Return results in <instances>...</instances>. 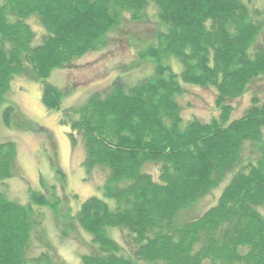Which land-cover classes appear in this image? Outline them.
Segmentation results:
<instances>
[{"label":"trees","instance_id":"16d2710c","mask_svg":"<svg viewBox=\"0 0 264 264\" xmlns=\"http://www.w3.org/2000/svg\"><path fill=\"white\" fill-rule=\"evenodd\" d=\"M256 1L0 0V121L11 126L15 80L42 84V104L62 113L72 146L83 147V169L104 177L101 195L74 211L34 190L19 204L6 189L18 176L17 145L0 142V264H65L46 247L45 206L63 239L90 236L80 264H264V97L250 92L264 79V8ZM126 23L149 28L127 39L137 54L130 72L149 74L117 76L63 109L69 90L49 83L52 73L112 50V34ZM182 83L213 92L210 122L183 120ZM248 93L250 106L234 119L233 102ZM210 197L214 205L193 216ZM113 229L125 232L129 252ZM35 240L46 248L36 252Z\"/></svg>","mask_w":264,"mask_h":264},{"label":"rangeland","instance_id":"374dc122","mask_svg":"<svg viewBox=\"0 0 264 264\" xmlns=\"http://www.w3.org/2000/svg\"><path fill=\"white\" fill-rule=\"evenodd\" d=\"M255 3L264 8V0ZM30 24L39 36L42 35L43 31L37 21L32 19ZM122 29L124 32L112 34V50L91 53L52 73L48 82L62 91L69 90L62 102L63 109L78 107L90 96L103 93L117 76L121 75L132 82L149 74L147 68L130 72L129 67L137 61V54L128 46L127 40L130 32L141 34L149 31V28L147 25L126 23ZM260 41L264 42V33ZM173 65L176 67L174 63ZM177 66L181 71L178 63ZM182 88L184 94L179 103L183 120L210 122L216 115L213 92L184 83ZM254 91L264 97V79L250 85V92ZM251 93L233 102L234 119L242 117L250 106ZM41 98L42 84L24 79H17L12 83L7 102L14 105L16 112L11 118V126L0 121V142L12 141L17 145L18 176L8 181L6 189L10 199L22 205L29 203V191L34 190L43 193L50 203L60 200L63 202V209L74 211L88 198L101 195L98 187L103 184L104 177L98 172H93L90 176L86 173L82 167V145L72 146L70 131L60 123L62 113L46 109ZM18 114L24 116L23 120L17 119ZM148 170L155 172V167H148ZM213 205L214 200L206 198L192 215L200 216ZM48 207L41 209L45 221L43 230L46 233V247L51 246L65 264H80V257L90 251V236L78 231L63 239L62 224L58 223L54 212ZM110 236L124 250L130 251L125 232L113 229ZM34 246L36 252L46 248L38 240L34 241Z\"/></svg>","mask_w":264,"mask_h":264}]
</instances>
